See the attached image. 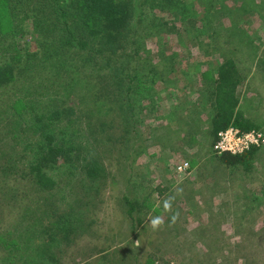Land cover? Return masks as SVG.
Masks as SVG:
<instances>
[{
    "label": "rangeland",
    "instance_id": "obj_1",
    "mask_svg": "<svg viewBox=\"0 0 264 264\" xmlns=\"http://www.w3.org/2000/svg\"><path fill=\"white\" fill-rule=\"evenodd\" d=\"M227 1L221 0L218 4L214 3L213 8L222 5L233 14L231 19L228 18L222 27H219L229 30L226 33L220 32L219 39L217 37L214 41L216 44H209L210 47L200 46L201 43L198 40L195 45L186 43L182 46L181 42L186 41L187 36L185 38L182 34H170L167 28L162 30L166 33H162L160 28L156 27L158 24L161 25V18L166 16V12H161L158 7H142L147 13L144 16L147 18V25L144 28L140 26L141 56L143 60H146L148 58L146 54L152 57L159 50L166 51L168 56L172 54L175 56V62L180 63V70L193 68L194 73L191 74L193 75L191 78L180 74L177 67L174 71L171 69L170 74L166 76L167 85H161L163 83L159 81L158 86H155L170 88L169 92L175 96L178 94V99L181 101L190 96L191 90L201 88L198 74L206 73L225 60H233L243 75V82L238 90L245 96L241 103V110L246 118L255 119V123L259 125V130L263 134L264 21L260 16H264V6L260 14H257L259 17H250L258 4L263 1H247L246 12H251L249 13L251 26L254 29H260L258 34L260 38L252 39L253 43H245L243 38L238 39V36L233 34L237 29L236 24L239 23L236 21L242 13L239 14L237 10L231 9ZM147 10L156 11L155 17H158L155 18L157 21H153L152 28L149 25V18H153V15L148 14ZM192 15L195 18L198 17L196 12H192ZM28 30L31 33L34 32L33 37L24 35L19 39L0 35V69L8 70L7 78L10 79L12 75L14 77L8 84L0 87V119H3L0 120V264H243L242 257L247 258L248 252L240 255L239 258H236L233 253L239 231L243 232L238 222L242 217L241 212L245 215L244 219L248 222V228L253 231L259 230L264 222V207H257L254 201L255 199L258 200L257 202H264V159L260 156L255 161L253 172L246 173L240 165L233 168L224 166L208 143L211 139L208 134L211 127V113L192 114L193 123H189L183 121L186 118L181 117L180 108L174 111L176 118L172 116L174 124L180 123L182 129H184L183 125L186 126L184 133L193 130L195 136L191 139L173 132L163 136L151 128L150 131L147 128L143 130L140 128L126 135L120 131L107 130L106 134L101 131V121L105 120L99 119L103 118L102 110H105V107L100 110L98 116L91 117L88 132L82 133L88 134L84 141L86 144L91 145L95 150L104 151L100 158L110 174L106 179V188L103 184H97L96 188L100 193L93 196V184H87L83 181L84 176L77 173L79 163L74 165L75 169L70 166H57V171L50 173V176L57 181V189L54 190L57 217L73 209L76 218L82 214L84 208H87L90 214L81 218V222L84 223L91 217L96 219L90 231L91 235L89 232V235L86 234L87 236L84 235L83 238L77 237L76 245L60 247L54 254L56 262L48 261L46 256L33 263L25 258L34 256L36 252L32 251L33 246L36 251L42 248L46 235L52 234L57 217H50L48 208L52 206L49 207L47 201L43 199L44 193L37 191L32 183L33 179L30 180L24 176L28 173V163H26L28 160L22 158L15 161V157L18 156L16 154L21 156L28 152L23 142L31 137L32 128L29 124L34 118V113L26 108L21 110L20 105H15L18 108H14V104L16 100L25 103H43L48 108L67 104L75 110L77 102L68 101V92L80 90L85 94L86 87L91 83L87 72L91 70L90 65L84 61L88 54L77 53L71 56L74 58H71L72 64L76 63L77 69L79 68L77 76H73L75 81L73 77L69 78L62 73L55 77L53 71L55 67L48 70L51 62L47 61L43 55L47 48L44 42L46 39L40 31ZM228 33L231 37H229L230 34L227 36ZM211 46H215L216 51L211 50L213 48ZM54 61L56 58L52 60ZM161 64L168 65L165 62ZM41 67L43 70L40 69ZM89 74L96 75V72L93 70ZM193 96L196 97L197 94L194 93ZM193 96H191L192 99H194ZM165 99H167L166 96ZM255 100H259V103L256 104ZM165 103H169L168 99ZM172 110L169 103L168 112ZM63 120L66 119L63 118ZM147 123L145 125H148ZM85 128L86 121L79 122L77 129ZM56 129L69 136L72 134L70 128L59 124H56ZM15 135L24 140L16 141ZM118 139L121 142L116 149L105 152L106 145L109 142L114 144ZM262 144L264 145V138ZM83 156L86 154L82 153L79 158H76L77 161L81 162ZM183 162L189 163V169L183 174H177L175 167ZM10 166L12 169L7 171L5 168ZM131 177L132 181L129 180ZM144 179H148V182L150 180L151 184L143 182ZM163 187L166 191L159 196L157 190ZM123 197L142 202L144 206L138 215L141 225L136 226L132 232L126 213L127 205ZM165 200H171L172 204L167 212L163 209ZM61 202L65 205L60 206ZM174 215L176 219L173 222ZM156 216H159L163 223L154 230L150 220ZM230 223L231 226L227 227L226 225ZM27 224L35 229L32 230L35 233L34 242L31 243L33 246L28 248V245L21 243L19 249H13L8 243L18 237L15 229L17 227L24 229ZM215 230L227 239L224 242L215 241L207 256L205 252H209L214 243L216 235L214 239L211 240V238ZM38 235H41V239H38ZM137 241H139V247L136 245ZM42 249L47 248L43 246ZM102 249L106 250L107 255L100 252ZM228 250L233 252L227 253L228 257L219 260V257L222 258ZM252 250L261 251L257 247H253ZM149 252L155 254L152 263L147 256Z\"/></svg>",
    "mask_w": 264,
    "mask_h": 264
},
{
    "label": "trees",
    "instance_id": "obj_2",
    "mask_svg": "<svg viewBox=\"0 0 264 264\" xmlns=\"http://www.w3.org/2000/svg\"><path fill=\"white\" fill-rule=\"evenodd\" d=\"M219 1L221 0H0V35L19 39L23 38L24 35H31L28 36L31 38L34 32L31 33L28 29L40 31L46 39L44 42L47 44L43 55L47 61L51 62L48 70L55 67L53 70L55 77L61 73L68 75L69 78L74 75L77 76L79 68L77 69L76 63L72 64L71 56L77 53L88 54L84 61L90 65L91 70L87 72L91 83L86 87L85 94L80 90H71L67 94L68 101L77 102V106L74 107L75 110L67 104L57 108H48L43 103H25L17 100L14 104V108H18L17 106L20 105L21 110L26 108L34 113V118L29 124V127L32 128L30 137L32 140H24L15 135L16 141L24 140L23 143H25L28 151L21 156L16 154L19 157L15 155V161L22 158L28 160L26 162L28 163V173L24 176L30 180L33 179L32 183L36 186L37 191L44 193L43 199L47 201L49 207L52 206V208H48L50 209V217L56 218L58 216L54 193V190L57 189V181L50 176L52 171H57V166H70L75 169L74 165L79 163V168L76 169L77 173L84 176L82 177L83 181H86L87 184H93V196L100 193L99 189L96 188L97 184H103L105 187L109 173L102 164V158H100L104 151L95 150L91 145L86 144L84 141L88 134L82 133L83 131L88 132L91 117L98 116L103 107H105V110H102L104 115L103 118L99 119L107 122L105 124V121H101V131L106 134L107 130L120 131L126 135L128 132L131 134L140 128L142 130L147 128L149 131L151 128L163 136L173 132L191 139L195 136L193 130L184 133L186 126L183 125L184 129H182L180 123L174 124L172 116L175 115L174 111L179 110V108L182 113L181 117L186 118L183 121L189 123H193L192 114L211 113V127L208 132L211 136V139L208 140L211 147L216 142L218 133L228 127L237 128L242 132L252 130L260 132V127L255 123V119L246 118L241 110V103H243L245 96L240 94L238 90L243 82V75L233 60H225L206 73L198 74L201 88L191 90L190 96L181 101L178 99V94L175 96L169 92L170 88L155 87L158 86L159 81L163 83L161 85H167L166 76L170 74L171 69L174 71L177 67L180 70V63L175 62V56L173 54L168 56L166 51L161 50L152 57L146 54L148 57L146 60H143L141 56L140 26L144 28L147 25V18L144 17L147 13L142 7H158L161 12H166V16L161 18V25L158 24L156 27H159L162 33H166L162 30L167 28L170 34H182L185 38L187 36V40L181 42L182 46L186 43L195 45L198 40L201 43L200 46L210 47L209 44L214 43L217 37L219 39L220 32H228V28L221 29L219 27H222L225 20L231 19L230 17L233 16L222 5L213 8L214 3L218 4ZM247 1L228 0L227 2L231 9L237 10L243 16L237 19L236 22L239 23L236 24L235 22L237 29L233 34L238 36V39L243 38L245 43H253L252 39L260 38L258 35L260 29H254L251 26V20L249 21V13L251 12H246ZM261 1L263 2L258 4L255 12L250 14L251 18L253 16L259 17L257 14H260L264 6V0ZM192 12L198 13V17H193ZM149 13L154 18H149V25L152 28L154 27L153 21H157L155 18L158 17H155L156 11H148ZM260 17L264 21V16ZM177 24L178 26H176ZM212 49L216 51L215 46ZM54 58L56 61L52 62ZM162 62L168 65L162 66ZM40 69L43 70L42 67ZM183 69L180 70V74L193 77L191 75L194 73L193 68L190 70ZM93 70H95L96 75L89 74ZM7 73V69H0V87L8 84L14 78L13 75L10 79L7 78ZM58 79L60 80V77ZM73 79L75 81L74 77ZM172 89L174 90L173 87ZM194 93L198 97H194ZM165 96L173 109L172 111L168 112L169 103H165L167 100ZM255 101L256 104L259 103V100ZM69 116H74V118L68 119ZM174 118L176 117L174 116ZM83 120L86 121V128L84 130L77 129L79 122ZM148 121L151 122L147 123ZM146 123L148 125H145ZM56 124L70 128L72 130L71 137L60 130L57 131ZM262 135L264 136V131ZM34 139L36 140L33 141ZM120 142L119 139L115 140L114 144L109 142L105 152H112ZM13 143L17 144L14 141ZM8 146L10 147V144ZM82 153L86 156H83L81 162H78L76 158H79ZM260 156L264 159L263 144L258 148L253 147L242 155H216L224 166L233 168L240 165L246 173L254 171V163ZM191 163L193 162L191 161ZM5 169L9 171L12 168L10 166ZM129 180L132 181V177ZM143 182L151 184L148 179H144ZM127 183L129 184L128 181ZM157 191H159L158 195L161 196L165 193L166 188H159ZM126 197L123 199L127 205L126 213L132 232L136 226L141 225L138 215L144 206L142 202ZM254 201L257 207H264V202H257L258 200L255 199ZM62 202L60 206L65 205ZM258 211L262 212L261 210ZM241 213L242 217L241 220L239 219L238 225L243 228V232L239 231L237 244L234 246L235 252L228 250L222 258L219 257V260L228 257L232 252L236 258L248 252L247 258L246 256L242 257L244 259L242 260L243 264H261L264 262V222L259 230L253 231V229L248 228V222L244 219L245 215L243 212ZM88 214L90 212L84 208L82 214L75 218L73 209H70L57 217L52 234L46 235L42 245V248L46 246V250L41 247L37 251L34 250L35 247L31 243L34 242L33 238H35V233L32 230L35 229L29 224L24 229L17 227L15 232L17 231L18 237L8 244H11L13 249H19L21 243L28 245V248L33 246L32 251L36 252L34 256L25 257L31 263L44 256L48 258V261L56 262L54 254L58 252L60 247L76 245L77 237L83 238L84 235H89L96 219L91 217L84 223L81 222V218L88 216ZM231 223L226 226L230 227ZM219 234L221 233L217 230L213 232L211 240L216 235L214 243L209 252H205V255L209 256L208 253L211 252L215 241H226V236ZM41 235L37 236L38 239H41ZM22 247L25 248L23 245ZM253 247H257L261 251L254 252ZM100 252L107 255L105 249ZM147 254L150 262H154L155 254L153 252ZM30 257L32 258L30 259Z\"/></svg>",
    "mask_w": 264,
    "mask_h": 264
},
{
    "label": "built area",
    "instance_id": "obj_3",
    "mask_svg": "<svg viewBox=\"0 0 264 264\" xmlns=\"http://www.w3.org/2000/svg\"><path fill=\"white\" fill-rule=\"evenodd\" d=\"M263 135L255 130L242 132L237 128L228 127L217 135V140L212 146V152L217 155L230 154L233 156L242 155L253 147L262 145ZM189 169V163L183 162L175 167L177 174H183Z\"/></svg>",
    "mask_w": 264,
    "mask_h": 264
},
{
    "label": "clouds",
    "instance_id": "obj_4",
    "mask_svg": "<svg viewBox=\"0 0 264 264\" xmlns=\"http://www.w3.org/2000/svg\"><path fill=\"white\" fill-rule=\"evenodd\" d=\"M172 207L171 200H165L163 202V209L165 212L169 211ZM176 216L172 217V221L174 222ZM163 223L162 219L159 216H156L150 220L151 227L155 230ZM137 247H139V241L136 242Z\"/></svg>",
    "mask_w": 264,
    "mask_h": 264
}]
</instances>
